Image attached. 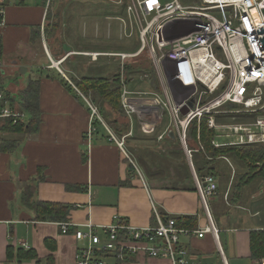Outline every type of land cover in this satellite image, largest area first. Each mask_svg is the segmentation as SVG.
<instances>
[{
  "label": "crops",
  "instance_id": "obj_1",
  "mask_svg": "<svg viewBox=\"0 0 264 264\" xmlns=\"http://www.w3.org/2000/svg\"><path fill=\"white\" fill-rule=\"evenodd\" d=\"M23 5V0H16L6 7L5 25L0 29V59L6 69L0 75V83L20 107L21 91L30 82L38 81L40 121L33 130L19 133L4 132L0 127L4 137L0 139L13 142L11 148L0 152V264H9V247L28 253L21 264H76L78 249L86 242L76 241L73 226L62 234L60 223L74 224L79 231H85L83 225L88 222L107 226L117 216L125 224L144 228L155 226V209L163 220L194 217V228L190 225L188 230L205 227L206 213L178 134V140L169 138L172 130L161 136L162 141L171 140L161 149L165 163L160 171H154L140 159L144 168L133 162L135 146L127 141L136 135L131 122L125 124L127 131L122 135L113 134L102 124L88 138L89 105L94 106L73 82L108 77L88 67V56L65 41L60 50L66 44L72 53L65 59L66 54L58 55L56 43L41 39V26H46L49 9L46 11L44 4L42 8L31 9ZM115 52L122 51H97ZM53 63L59 64L56 67ZM24 70L28 73H23ZM144 75L143 85L149 87L143 89L138 80L129 76L127 94L159 95L152 75L148 74L149 79ZM11 77L13 83L4 86ZM134 83L136 88L128 90ZM25 120L27 125L29 119ZM225 120L222 121L228 122ZM122 138L123 149L118 146ZM215 141L221 147L227 139ZM196 144L194 149L198 152L202 146ZM218 168L226 177L215 176L218 195L208 201L218 239L211 235L189 236L181 242L191 249L197 264H254L257 259L251 257V233L264 231V179L256 178L246 184L241 198L229 202L233 177L236 172L243 173L244 168L227 158L218 162ZM45 205L55 206V213L40 216ZM57 207L64 208L58 211Z\"/></svg>",
  "mask_w": 264,
  "mask_h": 264
},
{
  "label": "built area",
  "instance_id": "obj_2",
  "mask_svg": "<svg viewBox=\"0 0 264 264\" xmlns=\"http://www.w3.org/2000/svg\"><path fill=\"white\" fill-rule=\"evenodd\" d=\"M46 11L53 0H42ZM199 5H183L179 0H121L124 17L138 28L140 46L133 53H83L96 61L107 56L120 61L122 95L127 94L124 67L128 59L146 57L157 84L156 97L149 103L135 99L143 132L151 133L161 113L167 111L183 129L178 134L186 146V131L193 120L203 118L207 127L224 137L223 145L259 146L264 149V50L260 31L264 28V0H199ZM13 0H0V29L5 25V12ZM123 31L128 23L122 19ZM43 31V26H41ZM127 34L126 36H130ZM67 58V55L63 57ZM62 58V59H63ZM59 64V63H58ZM0 59V75L5 70ZM1 77V76H0ZM144 77L149 79V75ZM144 100V99H143ZM191 104V105H190ZM141 105V106H140ZM226 105L233 111L222 110ZM91 110L87 137L96 132L97 111ZM188 109L183 116L181 110ZM134 109V108H133ZM243 115L235 123V116ZM180 118L183 121H180ZM25 114L14 96L0 83V127L25 125ZM228 120L229 123L223 121ZM223 120V121H222ZM215 147L220 145L213 141ZM123 149L124 138L118 143ZM186 149V148H185ZM191 160V154L187 151ZM195 186L205 210L208 224L200 230L177 225L176 218L163 220L154 209L155 226L137 228L114 217L110 225L96 226L88 222L79 231L74 224L60 223V232L67 234L73 226L77 242H86L78 249L76 264H197L191 249L182 244L183 237L218 239L208 211V201L216 197L218 184L206 176L200 184L190 163ZM100 232V234H99ZM22 248H26L22 244ZM222 254V253H221ZM254 264H264V257Z\"/></svg>",
  "mask_w": 264,
  "mask_h": 264
},
{
  "label": "rangeland",
  "instance_id": "obj_3",
  "mask_svg": "<svg viewBox=\"0 0 264 264\" xmlns=\"http://www.w3.org/2000/svg\"><path fill=\"white\" fill-rule=\"evenodd\" d=\"M15 1L16 0H13L14 3ZM120 1L121 0H53L47 13L48 15L46 17V26H43V31H41V39L46 38L50 42L56 43L55 49L58 51V55H62L63 53L62 50H60V45L64 41L70 44L73 49L84 53H97V51L103 52L105 50H120L126 53H133L140 46L138 28L135 23L130 24L128 19H125V11L123 7L124 5L117 4ZM125 1L126 0H124V3ZM179 1L185 6L188 3L194 5L200 4L199 0ZM23 2V6L28 9L42 8V4H45L42 0H23ZM10 7H12V5H10ZM121 17H124L122 19H124L128 23L125 32L123 31V26L119 20ZM128 33L131 35L126 36ZM38 43L39 44L37 45L41 46L40 41H38ZM39 57H43V55ZM88 58V67L99 70L104 75H107L108 78L112 77L114 74H117V72L119 73V75L121 74L120 61L117 58L102 56L101 58L98 57V61L96 60L95 62H93L94 60H92L90 57ZM146 59L147 58L145 56H142L140 59L135 60L128 59V61H130L129 64L132 65L128 66L131 68L129 76L130 78H133L134 81L138 80V82H140L138 86H141L143 89H145L146 86L149 87V85H143L142 77L143 69H145V67L147 66ZM70 62L76 64L75 60H70ZM79 66L81 67L80 64ZM23 73L28 72L24 70ZM97 76L101 75L97 74ZM119 77L122 83L121 75ZM12 78L13 77H11L10 79H6V83L4 86L13 83ZM18 79L19 77L16 76V80ZM128 79L129 77H126L124 73V83L126 82V85L128 84ZM136 85L137 83L130 84L128 90H134L136 88ZM89 95L91 99V94ZM95 97L97 101L100 98L99 95ZM153 97L156 96L154 94L139 93H128L123 96L121 92L120 101L122 106L120 110L115 111L112 110L111 105L104 102L103 100L102 103L99 102L100 100L98 101L100 104H91L92 106H94V108H96V111L98 112V116L101 119L102 123L113 134L116 133V135H122L125 133V131L123 130L125 129V124H127L128 122L134 124L133 131H135L134 134L136 135L127 140L128 144H133L135 146L133 154L136 158L135 161L133 160V162L135 163V165H137L138 168H144L142 162L138 161L140 159L148 166L150 165L151 167H149L154 171H160L161 167H163L165 163L161 149H163L165 144H169L168 142H170L171 140H169V138H165L162 141L161 136L165 137L167 130H172L176 134H182L183 129L180 127V125H176L175 122L177 118L174 121L171 113L165 111L163 117L161 115L160 121L158 123H155L154 128L152 129L153 131H151V133L143 132L141 128L143 119L139 116L140 110L133 109V105H136L134 100L137 99V104L139 102H144L146 104L149 103V100ZM228 108V112L235 109L234 106L226 105L222 108V110H227ZM232 116H235V123L241 122L243 120L237 114L227 115V117ZM25 117L26 119H28L27 114L25 115ZM180 121L183 120L180 118ZM187 131L186 134L188 133ZM1 135H3V133H0V138H4ZM126 136H129V134ZM182 146L184 149L186 148L185 141L184 145ZM145 147L147 149H145ZM185 150L186 155L189 158L187 154L188 150ZM171 156L174 157L175 154ZM171 168H169V172ZM217 195L218 190L216 196Z\"/></svg>",
  "mask_w": 264,
  "mask_h": 264
},
{
  "label": "trees",
  "instance_id": "obj_4",
  "mask_svg": "<svg viewBox=\"0 0 264 264\" xmlns=\"http://www.w3.org/2000/svg\"><path fill=\"white\" fill-rule=\"evenodd\" d=\"M47 16V15H46ZM0 56H1V40H0ZM128 63V61L126 62ZM131 64H125L124 73L126 77H129L131 72ZM142 74H152L151 65L147 61V66L143 69ZM119 73L113 75L110 78H88L85 81L74 83V86L78 89L84 97L88 98L91 94L90 102L93 104H100L102 100L112 106V110L121 109V80ZM152 79L153 76H151ZM130 80V79H128ZM64 82V80H63ZM129 84V81H128ZM155 85H157L155 83ZM99 95L98 101L96 97ZM20 109L28 116L29 123L26 125L11 126L8 125L2 129L4 132L19 133L22 131L33 130L39 124V93H38V81L30 82L27 88L21 91L20 96ZM229 110V109H228ZM242 117L243 115H239ZM95 126L102 125L97 119L93 122ZM197 120H193L188 126V133L186 134V149L190 151L191 162L196 178L203 183L206 176H220L226 177L220 172L218 168V162L222 158H227L230 161L236 162L242 168L243 173L236 172L231 184V193L229 196V202H234L241 198L242 189L246 184L251 183L254 179H264V149L259 146L242 145V146H221L215 147L212 143L216 140V133L214 130L207 127L205 119H201L199 124ZM123 129L127 131V126ZM175 139H177L175 133ZM188 139V144H187ZM192 142H190V140ZM199 143L202 147H199V151L195 152V146ZM13 146V142H9L7 139H0V152L7 150ZM229 178V177H228ZM195 184V183H194ZM195 190L196 186H195ZM52 207V208H51ZM40 216L54 214L53 208L55 206L45 205L43 206ZM64 207H57L55 210H61ZM177 225L185 229L194 228V217H182L176 218ZM251 257L253 259H259L264 257V231L251 233ZM28 258V253H25L22 249H14L9 247L7 249V261L9 264H21L23 260Z\"/></svg>",
  "mask_w": 264,
  "mask_h": 264
},
{
  "label": "water",
  "instance_id": "obj_5",
  "mask_svg": "<svg viewBox=\"0 0 264 264\" xmlns=\"http://www.w3.org/2000/svg\"><path fill=\"white\" fill-rule=\"evenodd\" d=\"M260 35L262 36L260 42H261L262 48H263V50H264V28L260 31ZM62 52H63L64 54L68 55L69 53H72V49H71L69 46H67L66 44H64V45L62 46ZM53 64H54L56 67L58 66V63H53ZM190 105H191V104H190ZM187 113H188V109H187V108H183V109L181 110V114H182L183 116H185ZM168 136H169V138H171V139H175L173 131H169ZM185 152H186V150H185ZM188 163H191V160H189V158H188ZM189 165H190V164H189ZM192 173H193V172H192Z\"/></svg>",
  "mask_w": 264,
  "mask_h": 264
}]
</instances>
